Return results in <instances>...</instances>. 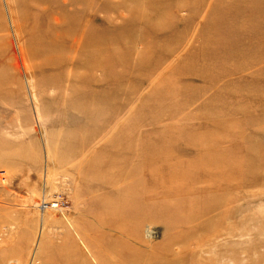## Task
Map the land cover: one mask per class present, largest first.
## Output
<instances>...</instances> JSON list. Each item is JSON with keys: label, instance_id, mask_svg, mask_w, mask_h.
<instances>
[{"label": "rangeland", "instance_id": "obj_1", "mask_svg": "<svg viewBox=\"0 0 264 264\" xmlns=\"http://www.w3.org/2000/svg\"><path fill=\"white\" fill-rule=\"evenodd\" d=\"M43 2L0 0V264H264V0ZM171 165L230 169L185 256Z\"/></svg>", "mask_w": 264, "mask_h": 264}, {"label": "bare ground", "instance_id": "obj_2", "mask_svg": "<svg viewBox=\"0 0 264 264\" xmlns=\"http://www.w3.org/2000/svg\"><path fill=\"white\" fill-rule=\"evenodd\" d=\"M37 1L41 2V3H44L43 2L44 0H37ZM113 150L115 151V149H113ZM129 156H131L130 157L131 160L134 158V155L129 154ZM149 170H148V175H150V174L153 175L154 172L153 171L149 172ZM217 170H220V171H217ZM157 171H158V169H157ZM229 171H230L229 168L221 169L219 167H214L212 170H209L205 174V176L207 175V177L202 179V177L198 178L196 176H193V177L191 176V178H184L186 173L181 172V171L179 172L178 170L176 171L175 167L172 166V165L168 166L165 169V172H166L167 176L164 177L163 176L164 174H162V176L164 178V185H162L163 182L154 185L153 189L151 190V192L147 195L146 200H148V199L150 200L151 198L155 199L157 197H164V196L169 195V194L172 195L171 198L179 199V195L180 194L181 195H187V189H184V190L183 189H178L179 187H182L184 185V183L197 184L201 180L202 181H206L207 180L211 184V186H209L210 187L209 190L211 192L209 195H207L205 197L204 196H198V199L195 200V202L192 201L193 203H198V205H197L198 207L191 206V204H190V206L188 208H182V211L184 213H189L190 214L189 215L190 219L189 220H185V219L180 220L179 223H178L179 226H180V230L177 233H174V234L172 233L171 235L168 236V238H166L167 239V243L170 246L173 245V244L174 245H178V247L176 249H172L171 247L166 248L165 253H164L166 256H169V255L171 256L172 253L174 254V252H173L174 250H176L175 254H177L178 256L179 255L185 256L184 255V251L189 246H191V245H195V246L200 245L201 244L200 235L195 234V232L198 231L197 229H198L199 224H200V226H199L200 229L202 227L201 223H205L206 225H210L211 224L212 227L215 228V226H216L215 222H216L217 218L222 214V212L220 211V208L223 207L226 204V201H224V199H222L218 195L217 187L220 186L218 181H220V180L226 181L227 183H225L221 187L223 188L222 190H226V191L229 190V188H230V186L228 187V182L230 181V173H229ZM220 174H222V175H220ZM152 175H150V176H152ZM159 175H160V173L157 174L158 177H159ZM157 176H155V177H157ZM158 179H160V178H158ZM180 179L184 183H181L179 181ZM112 182H110V183H112ZM158 187H160V188H158ZM157 189H160V190H157ZM189 193H191V192L189 191ZM134 204L136 206H140L141 205L142 207H144V205L142 204L141 200H139V202L136 200V202ZM143 213L144 212H142L141 214L137 215L135 218L132 219L133 223H135V225L137 227H139L142 224V222H143V216H142ZM120 218H119V220H114L113 219L114 222H112V225H114V226H116L118 228V233L122 237H124L127 241H129V240L132 241L135 244V241L139 237V232L136 230L135 227L133 229L129 228L130 227V223L132 222V221H130L131 219L127 220L128 219L127 217L126 218H121V219ZM151 232H153V231H150V233ZM118 238L119 239H117L116 241L118 243H119V241L123 243L121 238L120 237H118ZM127 247H130V249H129V252H130V250L132 249L131 247H133V246H127ZM182 252H183V254H182ZM92 253H93L94 256H99V251H97L96 249L92 250ZM120 255H122V254L120 253ZM94 258L96 259V257H94ZM79 259H80L78 261L79 264H88V262L85 259L81 258L80 256H79ZM165 264H170V260H167Z\"/></svg>", "mask_w": 264, "mask_h": 264}]
</instances>
